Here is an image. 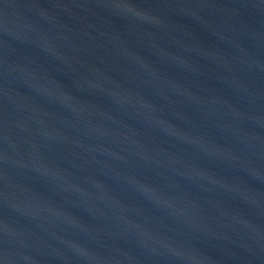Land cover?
Instances as JSON below:
<instances>
[{
    "label": "water",
    "instance_id": "water-1",
    "mask_svg": "<svg viewBox=\"0 0 264 264\" xmlns=\"http://www.w3.org/2000/svg\"><path fill=\"white\" fill-rule=\"evenodd\" d=\"M0 264H264V0H0Z\"/></svg>",
    "mask_w": 264,
    "mask_h": 264
}]
</instances>
